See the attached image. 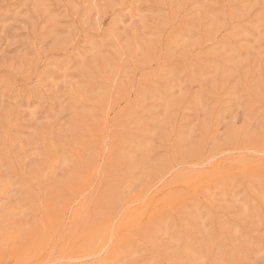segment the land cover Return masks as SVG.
<instances>
[{"label": "rangeland", "instance_id": "rangeland-1", "mask_svg": "<svg viewBox=\"0 0 264 264\" xmlns=\"http://www.w3.org/2000/svg\"><path fill=\"white\" fill-rule=\"evenodd\" d=\"M0 264H264V0H0Z\"/></svg>", "mask_w": 264, "mask_h": 264}]
</instances>
